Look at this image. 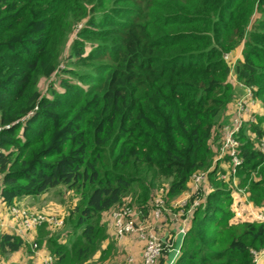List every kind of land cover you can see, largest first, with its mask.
<instances>
[{
    "label": "trees",
    "instance_id": "1",
    "mask_svg": "<svg viewBox=\"0 0 264 264\" xmlns=\"http://www.w3.org/2000/svg\"><path fill=\"white\" fill-rule=\"evenodd\" d=\"M241 46L231 78L226 55ZM238 91L262 110L237 134L235 174L260 205L264 152L249 134L264 138V0H0V204L11 214L57 186L78 195L70 242L51 251L56 264H87L107 238L104 214L133 194L148 217L162 191L180 196L206 172L175 264H254L264 222L230 223L232 161L216 160ZM24 244L0 231L1 254Z\"/></svg>",
    "mask_w": 264,
    "mask_h": 264
},
{
    "label": "built area",
    "instance_id": "2",
    "mask_svg": "<svg viewBox=\"0 0 264 264\" xmlns=\"http://www.w3.org/2000/svg\"><path fill=\"white\" fill-rule=\"evenodd\" d=\"M226 58L228 59L227 55ZM250 96L251 94L248 92L245 97L237 101L236 112L232 122L224 127L221 134L219 159L224 155H228L232 161L228 172L223 174L222 177L233 176V181H236L235 174L237 173V168L243 163V159L239 155L240 141L237 134L244 127L245 123L253 118V110L249 102ZM255 139L256 145L258 144L257 146L264 152V138L259 140L255 136ZM206 177V172L193 176L194 190L192 192L206 193L208 190ZM189 197L190 194L188 193L184 197L185 199H181L174 205L175 210L169 212V214H167L166 202L161 196H158L154 200L148 217L143 216L142 218L140 211L131 204L130 198L124 199L121 204L109 212L110 221L119 243H122L127 237L133 236L143 243L140 260L132 257L129 259L130 264H160V260L164 255L168 258L165 264H175L181 254V246L187 234L191 214L201 202L200 199H195L188 206ZM11 214L18 225L16 232L21 236L30 233L43 224L62 227L65 223L63 219H59L53 215L31 212L30 210L21 209L16 206L11 209ZM167 215L177 226V230H173L171 234L162 231V223L166 221L165 217ZM259 217H262V215H259ZM34 246L37 247L38 244L35 242ZM253 253L257 255L260 252L253 250ZM43 262V264H55L56 260L54 257L49 256Z\"/></svg>",
    "mask_w": 264,
    "mask_h": 264
},
{
    "label": "rangeland",
    "instance_id": "3",
    "mask_svg": "<svg viewBox=\"0 0 264 264\" xmlns=\"http://www.w3.org/2000/svg\"><path fill=\"white\" fill-rule=\"evenodd\" d=\"M159 5L165 6L170 5L173 0H156ZM82 27V23L77 24L75 28L73 29V32H71V37H78V31ZM70 32V31H69ZM78 33V34H77ZM242 49L243 46L239 47L234 53L228 56L229 64L231 65V78L234 77V67L236 64V61L238 58L242 57ZM60 66H64L70 70L76 69V68H85L84 66L77 65V64H69L66 65L61 63ZM87 67V65H86ZM51 79L42 80L40 82L41 89L46 92V87L48 86ZM244 95V92L238 91L234 97L233 102L229 105V109L227 111V117H226V124H228L229 120L232 122V119L235 114L236 110V104L237 101L240 100V98ZM243 98V97H242ZM249 102L251 103V108L254 110L257 115V117H260L262 114V110L260 108V102L258 99H253L252 95L250 96ZM233 106V107H232ZM249 122V121H248ZM247 122V123H248ZM230 124V123H229ZM247 131V130H246ZM249 134V132H247ZM251 139L256 140L255 136L252 134H249ZM258 145V144H257ZM219 159V154L216 156V160ZM221 167H225V164H222L220 162ZM230 165V162H229ZM241 182V178L236 179V181H233L232 186V201L230 204V209L233 212V217L230 220V223L233 225H243L246 223H252L255 221L264 222V202L260 205H257L256 203L252 202L249 198V189H246L245 187H239V184ZM194 182L193 180L190 182L189 190L187 192H184L182 195L177 197H171L166 198L164 191L161 192L160 195L162 199L164 198L166 202V208L168 210L167 214L169 212L174 211V205L179 202L181 199H183L188 193L190 194L191 191L194 190ZM134 199L133 194L129 195V197ZM26 198V197H25ZM29 200H32L31 202L33 204L40 203V205H43V202L47 205L45 212L43 214L46 215H53L59 219L64 220V225L62 227H57L54 225H47L43 224L42 229L37 231V228L34 230L36 231L33 235L35 237L27 238L28 234L23 235L24 238V246L16 252L15 254L11 253L7 255L8 257L7 263L8 264H43L44 260H46L47 257L52 256L57 262V257L52 253V241H57L63 244H69L70 242V236L68 235V217L70 212L74 207H76L80 203V197L76 195L73 192L66 191V188L63 186H57L54 188L49 189L44 194L35 196V197H27ZM185 199V198H184ZM22 201V199H20ZM20 206L25 207L24 205ZM53 208H50V207ZM27 207V206H26ZM25 207V208H26ZM28 209V207L26 208ZM32 209V207H31ZM30 209V210H31ZM29 210V209H28ZM37 210H31V212H36ZM41 213V212H39ZM259 215H262V217H259ZM165 222L162 223V231L164 233L169 234L170 231H172V225L174 224V221L171 220L168 215L165 217ZM103 222L106 224V233L107 238L101 242V249L88 261L87 264H130L129 259L134 257L138 258L141 255V251L136 248V246L132 245L131 242L129 245H123L119 244L114 232L113 225L111 224L109 213L103 215ZM45 225V226H44ZM44 226V227H43ZM41 227V226H40ZM39 228V227H38ZM31 234V233H30ZM37 234V235H36ZM42 238L40 244L37 243L36 236H39ZM37 243L38 246L35 247L34 243ZM134 244V243H132ZM136 251V252H135ZM256 251V250H255ZM140 252V254H139ZM253 253V250H252ZM254 254V253H253ZM261 254V255H260ZM262 256V257H261ZM55 262V264H56ZM254 264H264V249L261 250L260 253L257 255L254 254ZM2 262L0 261V264Z\"/></svg>",
    "mask_w": 264,
    "mask_h": 264
},
{
    "label": "crops",
    "instance_id": "4",
    "mask_svg": "<svg viewBox=\"0 0 264 264\" xmlns=\"http://www.w3.org/2000/svg\"><path fill=\"white\" fill-rule=\"evenodd\" d=\"M27 197H30V196H26V198L23 197V198H21L22 201H20V199H19L16 202H18V204H20L19 202H21L22 203L21 205H24L25 207L27 206L29 210L32 207L31 210H33V209L34 210H37L36 212H38V213L39 212H41V213H44L45 212V209L47 207V205L45 204V202H43V205L42 206L40 205V203L33 204L31 202L32 200H29ZM50 208H53V207L51 206ZM0 222L3 223V227H2V229H0V231L1 230H5V231H8V232L17 234L16 230H17V226L18 225H17L16 221H14V219L12 218V216H11V214L9 212L8 206H6L5 204H2V203L0 204ZM173 230L174 231L177 230V226L176 225L175 226L172 225V231ZM35 232L36 231H34V230L31 231L30 232L31 234L29 233V235L27 236V238H31V237L33 238V237H35L33 235ZM130 242H131V246L132 245L136 246V248H138L141 251V253H142V245H143V243L139 239H137V237H135V236H133V237H127L122 243H119V242L118 243L119 244H123V245H126L128 243L127 245H129ZM132 243H134V244H132ZM13 254H15V253H13ZM139 254H140V252H139ZM7 255H9V254H7ZM7 255H3V254L0 253V261L2 262L1 264H8L7 261H9V260H7L8 259V257H6ZM140 258H141V255L138 258H135V259L136 260H140ZM167 260H168V258H167ZM167 260H165L163 264H165Z\"/></svg>",
    "mask_w": 264,
    "mask_h": 264
}]
</instances>
